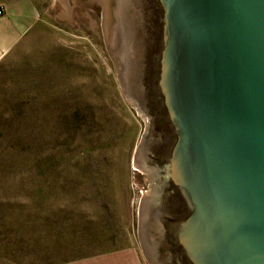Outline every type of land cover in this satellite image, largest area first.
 Instances as JSON below:
<instances>
[{"label": "water", "instance_id": "obj_1", "mask_svg": "<svg viewBox=\"0 0 264 264\" xmlns=\"http://www.w3.org/2000/svg\"><path fill=\"white\" fill-rule=\"evenodd\" d=\"M91 1L146 117L133 164L158 190L139 207L149 263L264 264V0Z\"/></svg>", "mask_w": 264, "mask_h": 264}, {"label": "rangeland", "instance_id": "obj_2", "mask_svg": "<svg viewBox=\"0 0 264 264\" xmlns=\"http://www.w3.org/2000/svg\"><path fill=\"white\" fill-rule=\"evenodd\" d=\"M30 1L34 23L0 60V264H150L139 207L158 190L133 164L147 122L104 4Z\"/></svg>", "mask_w": 264, "mask_h": 264}, {"label": "crops", "instance_id": "obj_3", "mask_svg": "<svg viewBox=\"0 0 264 264\" xmlns=\"http://www.w3.org/2000/svg\"><path fill=\"white\" fill-rule=\"evenodd\" d=\"M5 14L0 16V60L34 23L36 7L30 0H0Z\"/></svg>", "mask_w": 264, "mask_h": 264}, {"label": "flooded vegetation", "instance_id": "obj_4", "mask_svg": "<svg viewBox=\"0 0 264 264\" xmlns=\"http://www.w3.org/2000/svg\"><path fill=\"white\" fill-rule=\"evenodd\" d=\"M146 87H147V89H148V87H149V85H148V82H147V79H146ZM148 157L150 158V159H152V160H157V159H159V155H156V154H152V153H150L149 155H148ZM165 218V226L167 227V223L169 222V221H171V220H173L174 219V217L173 216H169V215H167V216H165L164 217ZM166 234H167V237L169 236V234H168V231H166Z\"/></svg>", "mask_w": 264, "mask_h": 264}, {"label": "built area", "instance_id": "obj_5", "mask_svg": "<svg viewBox=\"0 0 264 264\" xmlns=\"http://www.w3.org/2000/svg\"><path fill=\"white\" fill-rule=\"evenodd\" d=\"M3 7H0V16L3 15Z\"/></svg>", "mask_w": 264, "mask_h": 264}]
</instances>
